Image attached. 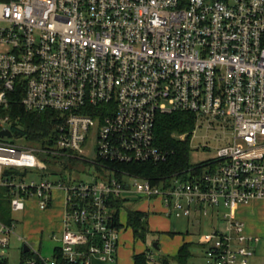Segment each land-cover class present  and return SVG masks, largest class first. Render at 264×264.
Masks as SVG:
<instances>
[{
	"label": "built area",
	"instance_id": "1",
	"mask_svg": "<svg viewBox=\"0 0 264 264\" xmlns=\"http://www.w3.org/2000/svg\"><path fill=\"white\" fill-rule=\"evenodd\" d=\"M14 101L64 116L48 149L13 136L9 116H0V130L11 131L0 136V185L11 210L31 197L39 209L54 195L63 204L59 248L43 256L28 244L14 264H114L120 232L108 201L128 191L160 198L176 217L221 214L197 241L206 264H257L258 237L243 232L235 208L264 198V0H0V107ZM174 111L191 116L179 139L189 136L194 148L212 140L215 156L159 183L125 171L117 178L107 163L167 161L155 125ZM202 130L204 143L193 144ZM40 153L86 159L100 176L35 181L4 169L46 170ZM14 228L0 222V247Z\"/></svg>",
	"mask_w": 264,
	"mask_h": 264
},
{
	"label": "trees",
	"instance_id": "2",
	"mask_svg": "<svg viewBox=\"0 0 264 264\" xmlns=\"http://www.w3.org/2000/svg\"><path fill=\"white\" fill-rule=\"evenodd\" d=\"M7 114L9 116V127L13 136L23 137L24 140L35 147L41 149L53 148L56 138L58 137V126L63 122L64 116L53 110L34 111L27 110L19 101L12 102L7 108L0 107V116ZM191 116L189 113L174 111L170 113H161L157 116L155 125L156 143L162 149L171 152L165 162L153 164L152 162H110L105 163L108 167L115 169L117 178L122 175L118 171H125L139 176H145L152 180L153 183H159V178L170 176L173 173L182 171L190 165L189 162V136L186 139H179L178 135L187 132L191 128ZM42 159L48 164V170L51 174L57 175L58 179H64V169H73L78 164H85L86 159L76 157L62 156L52 153H40ZM95 177L100 176L101 169L96 166ZM23 175L20 174L19 177ZM11 194L9 188L0 185V222H11L9 199ZM108 209L112 214L111 225L121 231L122 223L120 222V209L126 210L125 225L129 226L133 236L144 240L149 231L147 213L141 210L133 209L125 205V201L120 197H110ZM98 237H89L87 247ZM196 246L194 241H184L178 248L173 259L179 264H187L188 259L193 254V248ZM59 247L56 246L55 250ZM148 255L145 252L133 255V264H149ZM76 264H81L80 262Z\"/></svg>",
	"mask_w": 264,
	"mask_h": 264
},
{
	"label": "rangeland",
	"instance_id": "3",
	"mask_svg": "<svg viewBox=\"0 0 264 264\" xmlns=\"http://www.w3.org/2000/svg\"><path fill=\"white\" fill-rule=\"evenodd\" d=\"M197 134L200 137L194 138L193 144L197 145V143H204V140L201 139V136L205 135L203 130L198 131ZM12 139H13L12 137L6 138V140L8 141ZM206 145H207L206 147L202 145L199 146L198 148L190 147L188 153L190 165L204 164L215 156L216 152L215 149L213 148L215 145L214 141L210 140L206 143ZM94 147H95V143L91 141L88 147L90 151L85 156L86 159L89 160L93 159V157L95 156ZM4 169H10L12 173L15 174L16 176H20L21 174L25 177L26 180L34 179L35 181H40L45 179L51 180V179L59 178L57 175L51 174L48 169L42 170L37 167H33V168L4 167ZM96 170L97 167L93 163L87 161L83 165L78 164L73 169L71 168L64 169V175H63L64 179L62 180H65L66 182H69L70 180L93 181L95 180ZM185 178H186L185 176L182 177V179ZM169 181L172 182L171 179H169ZM57 198H59V195H54L53 196L54 202L45 209V211H50V212L52 211V213H50V215L47 216L46 222L44 220L43 225H41V223L40 224L38 223L39 220L35 214L38 212V210L41 209L37 207L36 208L32 207L33 202L35 201L33 197L29 198L27 202L28 204H26L23 210L14 211L11 210L10 208V216L12 219L11 221L15 222V228H14V233L10 235V240L8 245L5 247H0V264L1 263L14 264L19 262L21 257V250H22L21 247L22 240L28 241V243L32 246V248L39 251L41 255L51 256L52 252L54 251L53 248L56 245H59V240H60L59 231L62 220V201L58 200ZM58 201H60L61 203ZM223 209L224 207L220 204L219 205L220 212H222ZM153 216L154 215H151L150 217ZM209 217H211V210H209V213L206 216L201 217L204 219V221L207 222V224L204 223L202 227V233L208 232L212 227L211 223L208 224ZM219 218H221V214L219 215ZM167 221L169 222V227H168L169 230L175 233L172 235L164 233L163 238H161L162 235L159 237L160 234L157 231L150 232L148 238L151 241H157V240L159 241L160 250L155 249L154 251H176L178 248L177 247L178 243L180 242L182 243L181 236H187L190 240H192V238H194L195 240L201 239L199 237L200 235H197V232L194 233L196 230L194 227H192V223L189 218L176 217L172 215V217L170 219H167ZM152 224H153V220L151 219V225ZM219 224H221V222ZM53 233H55L56 235L55 238L52 237ZM256 247L259 248L258 243ZM193 250L196 251L193 252V255L188 260L187 264H206L204 252L202 251V249L198 246H195ZM255 254H256L255 261L258 264L259 262L257 257V255L259 254L258 251ZM91 264H109V263L101 262L97 258L91 257Z\"/></svg>",
	"mask_w": 264,
	"mask_h": 264
},
{
	"label": "crops",
	"instance_id": "4",
	"mask_svg": "<svg viewBox=\"0 0 264 264\" xmlns=\"http://www.w3.org/2000/svg\"><path fill=\"white\" fill-rule=\"evenodd\" d=\"M57 199L62 201L60 197ZM123 200L125 201L126 206L147 213V221L150 232L157 231L160 234L159 237L162 235L161 238H163L164 233H167L169 235L175 233L173 231H170L168 228L169 222L167 221V219H170L172 217V214L167 212L160 198L152 197L147 199L144 197H138L131 191H128L125 193ZM144 206L146 207V209ZM32 207L34 208L37 207L36 199L33 202ZM120 211H121L120 222L122 223V227L117 245L116 261L114 264H133L134 263L133 255L141 252H145L147 255H151L152 262L147 258L149 264H179L177 261L173 259V256L177 253L179 246L184 241H194L196 242V246L200 247V244L197 243L198 240H195L194 238L190 240L187 236H181L182 243L181 242L178 243L177 245L178 248L176 251H154L155 249L160 250L159 241L158 240L151 241L148 238L150 232L147 233L146 238L144 240L134 237L131 228L125 225L126 210L120 209ZM50 213H52V211L51 212L45 211V209L38 210V212L35 213L39 220L38 223L39 224L41 223V225H43L44 220L46 222L47 216L50 215ZM150 214L154 216L150 217L151 216ZM235 216L244 223L243 232L246 235L258 237V240L253 244L254 254L253 257L251 258V261L257 263L255 261V257H256L255 253L258 251L259 254L257 255V257H258V261L260 262V263L258 262V264H264V198H254L246 204L238 205L235 208ZM201 217L204 216H200L196 213L191 214L190 217H186L191 220L192 227H194L196 230L194 233L197 232V235L202 234V227L204 223L207 224V222L204 221V219ZM62 219H63V204H62ZM151 219L153 220L152 225H151ZM219 219H220L219 215L212 213L211 217H209L208 224L211 223L212 226L218 225L220 223ZM61 228H62V220L60 224V230ZM24 243L29 244L28 241L23 242L22 240L21 247L23 246ZM153 243H156V246H154ZM257 243L259 248L256 247ZM55 247L53 248L54 251H56ZM195 251L196 250H193V252Z\"/></svg>",
	"mask_w": 264,
	"mask_h": 264
},
{
	"label": "water",
	"instance_id": "5",
	"mask_svg": "<svg viewBox=\"0 0 264 264\" xmlns=\"http://www.w3.org/2000/svg\"><path fill=\"white\" fill-rule=\"evenodd\" d=\"M11 135V131L8 128L2 129L0 130V136H10ZM154 246H156V243H153ZM29 246L28 244L24 243L22 246V250L23 251H28Z\"/></svg>",
	"mask_w": 264,
	"mask_h": 264
}]
</instances>
